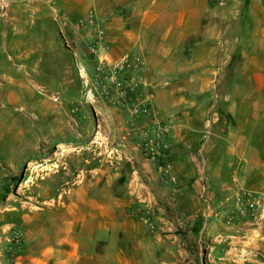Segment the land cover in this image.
<instances>
[{
    "label": "rangeland",
    "instance_id": "obj_1",
    "mask_svg": "<svg viewBox=\"0 0 264 264\" xmlns=\"http://www.w3.org/2000/svg\"><path fill=\"white\" fill-rule=\"evenodd\" d=\"M250 1L258 5L259 14L254 8L249 12ZM231 3L226 0L223 9ZM245 3L244 15L231 19V28L264 31V0ZM53 5L52 0H0V264H49L43 260L45 239L60 232L58 219L55 225L51 221L52 202L61 201L66 188L78 180L101 179L107 184L110 170L115 172L111 179L116 185L128 187V215L147 232L140 249L127 247L132 259L119 260L237 264V259L264 264V253L252 252L257 249L259 229L264 236L259 214L264 211V194L236 178L223 184L221 195L216 194L202 164L196 193L189 192L193 199L175 201L174 190L184 179L175 174L169 156L177 115L161 117L153 99L146 108L145 98L152 95L149 81L128 90L116 104L112 64L107 52L99 57L91 52L94 29L84 25L94 10L95 23L102 29L101 17L90 7L73 27L57 29L53 24H61L62 13ZM261 54L264 59V50ZM130 152L149 166L141 160L129 161ZM77 164L84 168L83 176L63 174L64 168L75 170ZM194 211L201 215L192 217ZM232 236L249 241L245 244L252 250L238 251L243 260L231 258L237 253L228 242Z\"/></svg>",
    "mask_w": 264,
    "mask_h": 264
},
{
    "label": "crops",
    "instance_id": "obj_2",
    "mask_svg": "<svg viewBox=\"0 0 264 264\" xmlns=\"http://www.w3.org/2000/svg\"><path fill=\"white\" fill-rule=\"evenodd\" d=\"M231 1L230 8L223 9L226 0H52V8L62 13L61 24H53L57 29L73 27L93 7L105 31L108 61L116 65L133 59L135 67L127 74L149 81L153 106L161 117L177 115L169 156L175 174L184 179L174 190L175 201H190L189 192L196 193L202 164L216 194L221 195L223 184L231 178L264 194V59L260 57L264 31L245 26L232 29L231 19L243 14L246 3ZM251 2L249 12L254 8L259 14L260 8ZM128 155L129 161L141 160L149 166L137 153ZM64 169L63 174L69 176L85 172L78 164L75 170ZM111 171L107 184H101V179L78 180L66 188L61 201L52 202L51 221L55 225L58 219L60 232L45 239L43 260L49 264H128L119 260L132 259L133 254L125 252L127 247L140 249L146 242L143 225L128 215V187L116 185ZM261 210L260 220H264ZM196 211L194 218L201 215ZM260 231L258 250L232 236L228 242L237 253L231 258L243 260L238 251L248 249L262 255Z\"/></svg>",
    "mask_w": 264,
    "mask_h": 264
},
{
    "label": "built area",
    "instance_id": "obj_3",
    "mask_svg": "<svg viewBox=\"0 0 264 264\" xmlns=\"http://www.w3.org/2000/svg\"><path fill=\"white\" fill-rule=\"evenodd\" d=\"M84 25L93 28L94 33L92 35L93 42L90 46V50L92 53H94L96 56L99 57L100 54H103L104 52H107L108 46L107 43L104 41V31L98 27L95 23L94 15L92 12L89 13V15L85 18ZM135 67V61L131 58H126L122 63L120 64H114L112 65V82L116 87V95L117 100L116 104H120L121 101L126 98L128 90L133 91L135 90L139 85H142L144 83V79L139 76L135 75L134 78L128 79V70H132ZM129 71V72H130ZM125 76V78H124ZM146 108L147 104L152 101L153 95L147 94L146 96ZM147 110V109H146ZM147 144L150 147H153V141L149 140ZM144 224L149 225L151 227V224L148 222L147 219H143Z\"/></svg>",
    "mask_w": 264,
    "mask_h": 264
}]
</instances>
